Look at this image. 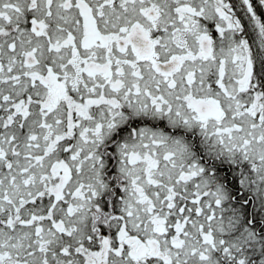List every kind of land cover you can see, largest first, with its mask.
Returning a JSON list of instances; mask_svg holds the SVG:
<instances>
[{"label":"snow or ice","instance_id":"1","mask_svg":"<svg viewBox=\"0 0 264 264\" xmlns=\"http://www.w3.org/2000/svg\"><path fill=\"white\" fill-rule=\"evenodd\" d=\"M0 264H264V0H0Z\"/></svg>","mask_w":264,"mask_h":264}]
</instances>
